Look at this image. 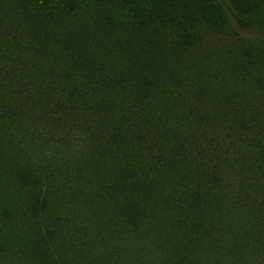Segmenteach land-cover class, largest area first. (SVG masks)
Wrapping results in <instances>:
<instances>
[{"label": "trees", "instance_id": "1", "mask_svg": "<svg viewBox=\"0 0 264 264\" xmlns=\"http://www.w3.org/2000/svg\"><path fill=\"white\" fill-rule=\"evenodd\" d=\"M264 0H0V264H264Z\"/></svg>", "mask_w": 264, "mask_h": 264}, {"label": "rangeland", "instance_id": "2", "mask_svg": "<svg viewBox=\"0 0 264 264\" xmlns=\"http://www.w3.org/2000/svg\"><path fill=\"white\" fill-rule=\"evenodd\" d=\"M245 34H248V35H250V36H252V37H255V36H263L264 37V34H256V33H253V32H244Z\"/></svg>", "mask_w": 264, "mask_h": 264}]
</instances>
